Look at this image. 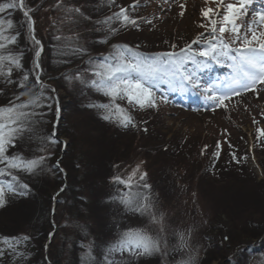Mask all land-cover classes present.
Here are the masks:
<instances>
[{
  "label": "rangeland",
  "instance_id": "1",
  "mask_svg": "<svg viewBox=\"0 0 264 264\" xmlns=\"http://www.w3.org/2000/svg\"><path fill=\"white\" fill-rule=\"evenodd\" d=\"M120 1L130 6L135 4V7H129L131 11L127 14L137 11L142 17L154 14L151 17L155 23L154 37L160 38L163 46L175 45L176 50L189 45V40L193 41L201 33L205 38L210 37L211 19L220 22L226 12V7H221L222 0H101L102 9L99 13L105 12L107 18L113 17L111 27L115 29L121 25V20L114 18V14L121 11L118 5ZM5 2L7 0H0V3ZM36 7L32 8L31 14ZM208 8L215 12L204 16L202 11ZM55 15L67 16L64 10ZM0 19L13 21V28L5 34L17 38L15 44L8 45V49L20 57V63L25 68L24 72L16 70L18 81H14L15 86L0 89V108H3L19 102L16 96L26 91L19 87L25 75L29 78L27 86L31 88L36 78L33 64L37 46L29 35L22 10L9 9L0 13ZM36 22L39 26L35 25V34L40 37L38 39H42L48 26L47 21L44 19L42 23ZM259 30L264 31V27H259ZM228 34L232 37L230 32ZM130 36L134 38L136 32L133 31V36ZM126 37L129 39L128 35ZM22 39L24 46L20 48L19 41ZM196 48L198 43L192 44L193 51ZM108 62L113 61L108 59ZM45 77L48 78L43 75ZM45 82L47 87L43 93L48 94H44L43 98H49L50 105L57 106V102L59 108L66 107V104L74 106L75 96L70 100L63 99L65 94L58 91L54 83ZM68 87H71L70 84ZM175 91L186 98L188 95L196 97L199 94L191 88L184 91L173 88L166 91L164 88L161 94L164 92L162 96L166 97L167 102L161 103L158 100V109L147 110L128 105L126 99L117 100L134 118L135 126L125 127L127 131L116 122L104 120L105 112L102 115L91 112V116H88L83 110L76 113L81 105L74 106L71 117L76 116L74 121L80 125L74 129L77 136L72 140L61 138L65 142V151L48 150L53 155L48 156L42 171L37 170L40 173L39 179H49L52 188H55L50 191L54 195L51 201L48 198L45 200L46 206L42 211L44 216L42 213L39 217L41 222L38 229L48 234L43 248L46 257L43 256L44 262L36 259L37 264H65L68 259L71 264H108V260L114 261V264H182L190 257L192 264H264V135H261L260 130L264 126V84L257 85L255 92L248 91L232 101L224 102L226 107L206 97L200 99L199 95L200 104H182L178 99L170 98ZM89 95V98L77 100L98 97L93 92ZM21 99L26 100L27 97ZM109 102L107 96V104ZM41 108L37 109L40 114ZM59 108L56 109L57 123L64 117L63 110ZM46 112L49 110H45L41 118L37 117L40 123L36 125L43 137L47 136L51 128L45 120ZM95 115L99 119L96 120ZM56 124L53 126L54 132L60 128L59 123ZM68 139L71 142L76 139L80 151L87 152L89 148L93 160L83 179L81 174L78 179L77 173L69 174V183L61 182L60 186H56V168L64 181L68 179L63 167L66 160H72L66 158L71 154L67 151ZM42 146L36 139L27 136L16 143V149L18 147L30 157L44 155L39 151ZM134 171V190L136 185H141L139 190L145 191L142 188L144 182L151 185L150 193L156 214L163 215V232L160 225L150 223L148 217L129 211L119 199H114L128 191L124 184L116 181V177L128 180ZM144 173L147 175L141 181L140 176ZM84 182L86 186L91 184L86 188L88 191L71 195L73 187H80ZM73 200L80 203L73 205ZM86 204H89V209ZM14 206L8 211L11 216L14 208L19 207ZM94 208L95 216L88 211ZM6 217L0 214V228L1 225L6 226L3 223ZM10 226L4 227L0 234L18 235L19 232L16 233ZM129 228H141L153 236H162L161 252L135 259H129L126 253L123 256L119 253L108 256V249ZM53 231L55 234L50 241L49 234ZM181 233L188 238L187 248H179ZM49 241L51 243L48 245ZM89 249L91 259L88 257ZM5 259L4 256L0 262Z\"/></svg>",
  "mask_w": 264,
  "mask_h": 264
},
{
  "label": "snow or ice",
  "instance_id": "2",
  "mask_svg": "<svg viewBox=\"0 0 264 264\" xmlns=\"http://www.w3.org/2000/svg\"><path fill=\"white\" fill-rule=\"evenodd\" d=\"M252 3L253 0H237L235 4H227L226 12L222 15V21L218 22L210 17V38L205 39L204 34L201 33L193 39L191 44L181 48L179 52L147 55L133 50L128 45H113V52L110 54V59L113 62L95 64L93 66L95 78L89 81L97 91L108 96L110 102L100 105L90 104L89 107L104 109V120L116 122L123 127L135 126L131 113L127 108L117 103V100L126 99L128 105L138 107L140 110L158 109V100L164 103L167 102V99L165 96L157 97L154 88L164 83L173 90L199 89L201 85L196 76V70L202 71L209 68L208 61H215L217 64L228 62L229 67L232 68V75L223 90L217 85L204 87L202 91L206 94V99L226 107L224 102L233 96L248 91L255 92L258 84H264V31L259 30V27H264V9L254 13L251 24L245 27L243 32L241 28L244 26L237 23L240 17L246 14L248 6ZM132 7H135V4ZM181 7L183 8V5ZM9 9L22 10L27 21L29 35L37 46L35 66L39 68V57L43 51V46L35 36V21L30 15L32 10L27 7L25 0H7L5 3H0V13ZM64 11L68 19H71L73 14L82 15L79 8L69 7L65 8ZM127 11V9L121 8L119 13L114 14V18L123 20L125 25L138 26L136 20L127 15ZM214 12V9L208 8L203 10L202 14L209 16L210 13ZM256 17L259 18V27L253 26L256 25ZM112 20L113 17H108L102 23L108 25L109 33L115 34L118 29L111 27ZM147 22L150 23V21ZM218 23L219 27H217ZM13 26L11 19H0V76L5 77L8 82H12L9 78L12 75L13 67H21L20 57L8 49L9 44H15L17 37L5 34ZM201 27L206 26L201 25ZM229 32L232 34L231 40L225 37V33ZM57 39L59 40L61 37L58 36ZM66 39L69 41V50L72 54H82L86 51L83 47H71L74 38L68 37ZM202 40L207 44V47L194 52L192 44H197ZM102 42L107 43L108 41L104 39ZM175 47L173 45V48ZM63 54L67 55L68 53ZM198 57L205 59L200 60ZM189 63L193 65V69L187 67ZM73 78L80 79V76ZM28 79V76L25 75L19 83V87L26 89L16 96V101L19 102L12 103L9 107L0 108V165H3L0 167V177L11 178L0 180V208L5 207L8 202L7 193L24 195V190L29 187L27 184L20 183L19 177L14 173L35 174L38 169L42 171L50 155L48 147L61 143L54 133L47 137L39 134L36 125L40 123L37 119L40 113L37 112V109L43 106V89L47 85L37 77L36 84L39 85L40 91L33 92V88L27 86ZM81 82L84 81L81 80ZM207 93H211V95H207ZM21 97H27V99L22 100ZM261 135H264V130H261ZM25 136L29 139H36L39 144L43 145L39 151L45 155L34 156L31 159L20 154L9 155V148L15 147L16 143L24 139ZM216 155L218 156L219 153L217 152ZM57 167H59V162ZM135 175L136 171L128 180L116 177V181L124 184L128 191L114 199H119L120 203L129 211L148 217L150 223L160 225L161 232H163V215L158 216L156 214L150 193L151 185L144 182L142 188L145 191L139 190L141 185H136V190H134L132 177ZM146 175V173L141 174L140 180L143 181ZM29 239L28 236L3 238L2 243L7 246V249L0 248V259H3L6 254H11L14 259L17 257L26 258V253L19 251L18 246ZM162 247V236H153L141 228H129L121 233L116 243L108 249V256H112L113 253H119L123 256L126 253L129 259H135L143 255L161 252ZM187 247L188 238L181 233L179 235V248ZM88 257L91 259V249H89ZM108 264H114V261L108 260ZM182 264H192V258L183 261Z\"/></svg>",
  "mask_w": 264,
  "mask_h": 264
},
{
  "label": "trees",
  "instance_id": "3",
  "mask_svg": "<svg viewBox=\"0 0 264 264\" xmlns=\"http://www.w3.org/2000/svg\"><path fill=\"white\" fill-rule=\"evenodd\" d=\"M40 1L42 2L40 3ZM25 3L30 9L37 6L32 12V16L35 22L37 21L39 23H42L44 19H46L48 24L44 38L41 39L45 45L46 55L41 62L43 67V75H47L48 77H45L43 79L47 82L49 81L54 83L57 90L62 91L65 94V98L63 99L70 100L75 96V98H73L75 100L74 106L77 107L81 105V109L77 108L76 110L78 111L76 113H79L83 110L88 116H91V112H96L99 115L104 114L105 110L102 108L89 107L90 104H94L95 102V105L107 104V96L92 87L89 81L95 78L93 75V66L95 64L108 62V59L110 61V54L113 52V45H128L133 50L146 54L149 53V51L154 50L155 47L153 45L157 44L155 42L157 40L147 34H140L142 40L140 39L138 41L137 36H135L134 38L130 36V34H132L133 36L132 30H128L121 25L119 26L120 28L115 34L107 32V25L102 23L107 19V17L106 15H104V12L99 13L100 8L102 9L101 0H25ZM125 3L126 2L124 1L118 2V4L121 6H124ZM69 7L79 8L82 15L73 14L72 18L69 21H64L67 16L58 17L57 15H55L56 12H60ZM35 25L37 27L39 26L38 23ZM126 35H128L129 39H127ZM58 36L61 37V39L58 40ZM68 37L74 38L71 43L72 48L83 47L84 49H86V51L82 54H72L69 50V41L66 39ZM104 39H107L108 42L103 43L102 41ZM19 44L20 46L18 47L20 48L24 46L23 39L19 41ZM139 44H141L142 46L140 45L141 47H139ZM65 52H67L68 54H63ZM13 70H15L14 67ZM16 73L17 72L15 71L14 74ZM75 76H80V79L73 78ZM9 79L12 82L14 81V78L12 79L10 77ZM81 80H83V83L85 84H83ZM1 83L6 86V83H9V86L10 84H12L11 82H8L3 78L1 79ZM68 84H70L71 87H68ZM33 85H35V87H33ZM31 88H37V84L33 82ZM0 89L6 90L7 88L1 87ZM81 89L82 91L81 93H79ZM92 92L98 97H94L95 99L90 97V99H83L81 101L77 100V98H89V94H91ZM44 94L48 93L45 92ZM96 98H99V100H97ZM49 101V98H43V106L41 108L42 113L40 114L41 118L45 110H49L48 113L46 112L47 114L45 120L47 121L48 126L50 125L49 128H51L47 136L54 133L53 126L57 119L56 106H54V104L50 105ZM74 106L72 104H66V107L61 106V109L64 112V114L62 115L64 117L59 120L58 124V128H60L57 130L56 138L59 141L64 137L72 140L75 136H77L76 132L74 133V129L79 128L80 125H78V123L74 121L76 117L74 116L75 112H73L72 114L74 117H71V112L75 108ZM50 116H52V118H49ZM96 117L97 115H95L96 120L99 119V117ZM118 128L125 129L124 127L120 128L119 126ZM125 130L127 131V129ZM71 140L69 141L67 149V151L71 152V154L67 155L66 158L72 160L74 159V161L69 160V162L68 160H66V158L64 159V161L66 160V162L64 164L65 166L63 167L65 168L68 176V179H65V181L63 177L60 176V171L57 168L55 169V172L58 174L56 180L54 179L56 186H60L61 182L67 181L69 183V174L72 175L74 173H77V179L79 177V174H81V178L83 179L84 176L87 175L86 172L90 166V161L93 160L92 156L90 157L89 148L87 149V152L80 151L77 148V144L75 143L78 141L74 139V141L71 142ZM73 143H75V145ZM61 148L62 143H57L50 145L48 147V150H50L51 152H56L61 151ZM95 149L96 148L94 147V150ZM51 152H49V156L53 155ZM8 154H20L28 159L33 158L26 153H22L18 147L16 149V146L9 148ZM54 155H57V153H55ZM0 167H3V165H0ZM14 174L19 177L20 183L27 184L29 187L27 190H24V195H20L18 193L6 194L9 197V199L7 200L8 203L5 205V207L0 208V212L3 215H7L6 220H4L3 222L4 224H6V226L1 225L0 233L3 232L2 229H4V227L10 225V227L14 228L16 233L17 231L19 233L16 236H12V234L10 233L6 234L5 236H2L0 234V248L7 249V246L2 243V240L5 237L12 238L28 236L30 237V239L18 246L19 251L26 253V258L17 257L14 259L11 254H6L5 261L0 262V264H37V262H35L36 259H41L44 262L43 248L48 232L38 229V225L41 222L39 220V217L43 213L42 211L46 206L45 200L47 198L49 200L53 198L54 195L51 194L50 191L51 189L55 188H52L51 182L48 181L49 179L44 177H42L43 179H39L40 173H37V171L35 174L25 172H16ZM4 177L5 176L0 177V180H5ZM7 179L11 178L7 177ZM90 186L91 184L86 186V182L82 183L80 187L74 186L73 190L71 191V195L76 196L82 191H88L86 188H89ZM11 197L14 198L12 199ZM71 203H73V205H76L79 204L80 201L73 200ZM13 204H16L15 206L19 205V207L16 209L14 208L11 216L8 214V211L12 210V207L14 206ZM20 206H22V208ZM86 207L87 209H89V204H86ZM95 209L96 208H94V210L91 209L88 211L95 216ZM0 223H2V221H0ZM9 232H11V230H9ZM56 262H58V260H56ZM65 264H71L70 260L68 259ZM72 264L76 263L73 262Z\"/></svg>",
  "mask_w": 264,
  "mask_h": 264
}]
</instances>
